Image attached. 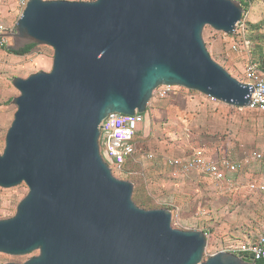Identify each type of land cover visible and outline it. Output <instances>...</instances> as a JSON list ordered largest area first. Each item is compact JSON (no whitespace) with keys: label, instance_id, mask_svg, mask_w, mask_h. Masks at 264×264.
<instances>
[{"label":"water","instance_id":"obj_1","mask_svg":"<svg viewBox=\"0 0 264 264\" xmlns=\"http://www.w3.org/2000/svg\"><path fill=\"white\" fill-rule=\"evenodd\" d=\"M233 0H28L6 35L53 52L50 72L14 78L19 93L0 155V188L24 184L13 217L0 220V254L22 264H254L228 252L203 260L202 231L171 227L166 209L132 202L99 150L110 114H145L153 92L178 87L242 109L251 87L217 64L208 26L233 36ZM15 264V263H6Z\"/></svg>","mask_w":264,"mask_h":264},{"label":"rangeland","instance_id":"obj_2","mask_svg":"<svg viewBox=\"0 0 264 264\" xmlns=\"http://www.w3.org/2000/svg\"><path fill=\"white\" fill-rule=\"evenodd\" d=\"M233 1H243L248 5L245 8L240 5L243 10L242 27L233 36H228L206 26L202 31V40L211 58L230 76L242 82L244 68L250 60H264V0ZM21 14V10L11 0H0V25L8 29L14 28ZM234 45L237 51L231 49ZM52 59L53 52L50 48L36 46L17 63L7 62L4 76L0 78V86L4 87L5 84L6 89L5 95L0 99V155L4 148L6 132L16 112V107L11 101L19 96L11 81L14 78L25 79L38 72H50ZM151 101L157 106L155 112L152 108L146 123L134 136L135 152L132 158L121 167L108 164L115 179L133 185L132 202L144 210H169L172 215L171 227L175 230L206 231L207 245L203 260L222 252L229 244H236L240 239L248 238L245 235L253 236L255 232H263L264 191L257 187L250 189L249 186L264 184V114L219 106L216 111L207 108L203 117H200L197 109H184L187 104L185 102L182 105L183 113L175 110V107L169 111L168 119L174 127L171 129V135L167 137L164 131L168 127L164 130L161 125L163 118L158 115V110L163 109L160 100L152 97ZM197 115L198 117H195ZM196 118L199 123H192L191 120ZM183 122L187 123L189 138L182 134ZM212 124L217 126L216 130L205 129ZM196 126L204 128L202 130H205L208 136L221 138V141L228 145L233 160L238 156H250L252 153L259 154L260 159L248 165H240L242 167L231 181L220 184L196 185L194 178H186L185 182L173 180L158 156L164 151L175 155L185 144L191 150L198 149L199 144L192 140L198 136ZM99 150L103 151V147L100 146ZM149 155L155 159L149 160ZM27 193L28 189L23 183L10 189L0 188V220L13 217L17 204ZM35 255L37 253L15 257L0 254V264H22Z\"/></svg>","mask_w":264,"mask_h":264},{"label":"built area","instance_id":"obj_3","mask_svg":"<svg viewBox=\"0 0 264 264\" xmlns=\"http://www.w3.org/2000/svg\"><path fill=\"white\" fill-rule=\"evenodd\" d=\"M15 6L23 12L28 0H11ZM243 18V14H242ZM241 21L236 25V30L242 27ZM7 29L0 25V35H6ZM234 33V34H235ZM247 44V43H246ZM7 46V38L0 36V49ZM233 51H237L236 46H232ZM243 81L241 83L251 87L249 99H252L249 104L242 109L249 112H256L264 114V72L260 71L255 65L248 63L243 71ZM182 91L184 94H197L205 98L208 102L217 103V101L211 97L202 96L195 92H190L178 87L161 86L157 88L152 97L158 100L167 99L171 94L176 91ZM147 112V111H146ZM146 114H138L135 112L133 115H108L99 125V139L98 142L103 147L101 153L103 160L111 166L121 167L125 164L128 158H132L135 149L133 145V139L138 132L139 127L145 122ZM148 158H152L151 155ZM260 159V155L252 153L250 156H246L239 162L220 160L213 161L205 156V153L196 149L193 151L191 157L186 160H167L166 166L179 170L181 172L196 171L200 174H205L213 181L226 182L231 181L229 175H233L237 172L240 165H248L252 161ZM254 185L250 186L253 189ZM259 187V186H257ZM264 191V185L260 188ZM207 236V234L205 233ZM222 252H228L237 255L240 258L250 260L252 263L261 261L264 262V231L256 237H250L243 242H239L236 245L229 246Z\"/></svg>","mask_w":264,"mask_h":264},{"label":"crops","instance_id":"obj_4","mask_svg":"<svg viewBox=\"0 0 264 264\" xmlns=\"http://www.w3.org/2000/svg\"><path fill=\"white\" fill-rule=\"evenodd\" d=\"M6 29H7L8 32L13 30V28H11V29L6 28ZM9 49H10V46H8V45L5 48L0 49V78H1V76H4V72L6 71V67H7V62H9V63H17L19 59L24 57V56H16V55H13L11 53H8L7 51ZM25 56H27V55H25ZM0 84H1V81H0ZM3 86L5 87V84ZM4 87L0 86V99H1V97L3 95H5L6 89H4ZM174 101L176 102L175 104H174ZM1 102L2 101L0 100V103ZM185 102L187 104H186V106H184V109L186 107H190L193 110L197 109L198 115L200 117H203L202 115L204 114V112H205V110L207 108H210L212 111H216L215 109H217V107H219V106L220 107L224 106L226 108H234V107H231V106L219 103V102H217V103L208 102L205 98H203V97H201V96H199L197 94H192V93L191 94H184L182 91L176 90L167 99L160 100V105L162 106L163 109L158 110V115H161V117L163 118V120L161 122L162 123L161 125L164 128V130H166L165 128L168 127V129L166 131H164V135L165 136L171 135V129L174 127L171 124V120L168 119L169 111H171V109L173 107H175L174 108L175 110L177 109V110H179L180 112L183 113L184 110H183V106L182 105ZM156 106H157V104H152V101L148 103L147 112H146L147 113L146 114V120L141 126H143L146 123L147 119L150 116V113H152V108L154 110ZM234 109L238 110V108H234ZM239 111H242V110H239ZM154 112H155V110H154ZM247 112H249V111H247ZM198 115L195 116V117H198ZM191 121H192V123L193 122L199 123L198 122L199 120H197V118L195 120H191ZM140 127H139V130H140ZM196 129H197L198 136L196 138L193 137L192 140L199 144L198 149L202 150L205 153V156L208 159L213 160V161H220V160L225 159V160H228V161L239 162V161H241L243 158H245L247 156V155H243L241 157L238 156L237 159L234 158L235 160H233V157H231V153L229 151L230 149H229L228 145L226 143L224 144V142L221 141V138H216L215 136H212V135L211 136L206 135L207 133L205 132V130H202L204 128H199V126H196ZM205 129H207L208 131H210V130L214 131V130L217 129V126L215 124H212L209 127L207 126ZM187 133H188L187 123L183 122L182 134L186 138H189ZM167 137H169V136H167ZM179 151L180 152L175 154V155L167 154V152L164 151V152L160 153L159 156H158V159L160 160V162L162 163L164 168L168 171L167 174H169V176L173 180H176V181L178 180V181H181V182H185L186 178L187 179L188 178H190V179L194 178V180L196 182L195 183L196 185H207V186H209L211 184H217V183L220 184V182L213 181L211 178H209L205 174H200V173H198L196 171L181 172L179 170H174L173 168L167 167L166 164H165V162L167 160H175V159L186 160V159H188L189 157L192 156L194 150H191L189 147H187V144H185V146L183 148L179 149ZM147 158H148V156H147ZM148 159L149 160H153L155 158H154V156H152L151 159L150 158H148ZM252 162H256V161H252ZM252 162H250V163H252ZM241 167L242 166H239L238 169H240ZM235 174L229 175V177H231V180L233 179V176ZM260 186H262V185H260ZM249 188H250V186H249ZM236 190H238V189H236ZM214 203H216V202H214ZM202 232L207 233L206 231H202ZM261 233H262V231L257 232V233L255 232V234H253V236H251L250 234H249V236L248 235H245V236H247L248 238L256 237V236H258ZM248 238L240 239L241 241H239V242H243V240L248 239ZM238 243H236V244H238ZM236 244L235 243L229 244L227 246V248L229 246L236 245Z\"/></svg>","mask_w":264,"mask_h":264},{"label":"trees","instance_id":"obj_5","mask_svg":"<svg viewBox=\"0 0 264 264\" xmlns=\"http://www.w3.org/2000/svg\"><path fill=\"white\" fill-rule=\"evenodd\" d=\"M243 8L247 7L248 5L246 4V2H243V1H240L239 3ZM245 11V10H244ZM243 20V19H242ZM36 46L33 45V44H28V45H25L23 48H20L18 50H11L9 49L7 52L8 53H11L13 55H16V56H25V55H28ZM250 64H253L255 65L260 71H263L264 72V60L260 61V62H257V61H253V60H250L249 62ZM223 68V67H222ZM99 143V142H98ZM101 146V144L99 143V147ZM102 153V151L100 152ZM131 158H128L126 160V162L128 160H130ZM125 162V164H126ZM124 165V164H123ZM255 264H264V262H261V261H258V262H255Z\"/></svg>","mask_w":264,"mask_h":264}]
</instances>
